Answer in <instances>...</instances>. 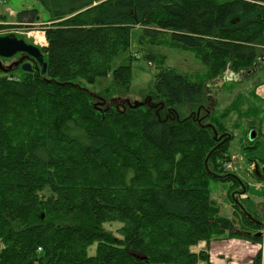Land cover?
I'll return each instance as SVG.
<instances>
[{
	"label": "trees",
	"instance_id": "1",
	"mask_svg": "<svg viewBox=\"0 0 264 264\" xmlns=\"http://www.w3.org/2000/svg\"><path fill=\"white\" fill-rule=\"evenodd\" d=\"M37 1L46 74L0 70V264H211L201 241L262 230L228 170L233 109L206 121L176 111L202 106L205 83L227 67L259 61L264 0ZM134 27L142 41L195 50L209 77L163 66L146 103H105L82 80L110 73ZM113 73L130 84V65ZM212 180L228 182L231 215Z\"/></svg>",
	"mask_w": 264,
	"mask_h": 264
},
{
	"label": "rangeland",
	"instance_id": "2",
	"mask_svg": "<svg viewBox=\"0 0 264 264\" xmlns=\"http://www.w3.org/2000/svg\"><path fill=\"white\" fill-rule=\"evenodd\" d=\"M36 9L39 17L34 20L33 10ZM47 17L48 13L37 0H0V36L15 33L17 37L29 40L30 43L46 45L47 41L42 26ZM140 35V27L132 28L130 47L112 59V70L109 74L98 76L91 83L82 80L91 92L104 96L101 99L105 103L117 104L122 107L146 103L155 73L163 66H171L178 73L187 75L194 80L203 79L209 74V65L195 50L142 41ZM12 59L4 60L2 63L4 66H8L14 62ZM259 59L260 61L256 62L249 70L233 71L231 67H227L218 77L208 79L205 83L206 102L198 108L185 105L178 108L176 112L180 119L194 115L205 120L213 111L221 113L233 109L225 122L232 135L229 143V152L232 158L227 163L228 170L236 173L244 185L247 184L248 187L244 188L246 190L244 193H239L241 192L240 188H236V191L243 204L264 226V220L262 221L264 211V120L260 118L261 113L264 115V98L257 97L254 93L255 86L264 83V61L262 60L264 59V43L261 44ZM123 65H130L132 68V80L129 85L119 83L113 73V70ZM10 76L19 79L22 77V70L14 69L10 72ZM238 76H241L240 79ZM231 114L232 116H230ZM251 120L259 132V137L254 139L253 142L256 141V143L253 145L247 138L250 130L249 124L253 123ZM211 187L212 197L221 205V213L231 215L233 204L227 195L228 182L212 180ZM248 233L252 234L251 231ZM259 233L261 234L257 235ZM253 234L254 237L262 236L261 239L249 238L260 247L258 251L261 253L260 260L256 264H264V227ZM216 242H219L217 244L221 246L223 254L228 252L246 254L250 247L241 243L231 245L224 240L222 242L212 241L213 244ZM202 245L204 242L194 249L197 251L208 250ZM95 248V245L90 248L91 254L95 252ZM224 257L227 259V255Z\"/></svg>",
	"mask_w": 264,
	"mask_h": 264
},
{
	"label": "crops",
	"instance_id": "3",
	"mask_svg": "<svg viewBox=\"0 0 264 264\" xmlns=\"http://www.w3.org/2000/svg\"><path fill=\"white\" fill-rule=\"evenodd\" d=\"M262 60L264 61V59ZM240 77L241 76H238V79H240ZM254 89H255L254 93L256 94L257 97L260 96L261 98H264V83L257 84ZM230 116H232V114ZM260 118L264 120V115H262V113ZM252 120L251 122H253ZM259 123L261 124V122ZM249 126H250V130L248 132L247 138L249 139V142H253L255 138L257 139L259 137V132L256 129L257 127H255L254 122L251 125L249 124ZM252 132H255V138L253 140L251 139ZM263 210H264V203H263ZM249 212L250 214H252L251 211ZM263 220H264V211H263L262 221ZM222 240H224L226 243H229L231 245L235 243H241L243 245H247V247L248 246L250 247L248 248L246 254L245 253L240 254L235 252H228L227 254H223L221 246L217 244L219 242L213 244L212 243L213 240H212L210 244L207 245L206 241H201L199 244L204 242V245L202 246H205L206 249H208V251L211 254V264H255V257L257 256V252L259 251L260 247L255 242L251 241L249 237L245 236V237H230L227 239H215V241H220V242H222ZM224 255H227V259L224 257Z\"/></svg>",
	"mask_w": 264,
	"mask_h": 264
},
{
	"label": "water",
	"instance_id": "4",
	"mask_svg": "<svg viewBox=\"0 0 264 264\" xmlns=\"http://www.w3.org/2000/svg\"><path fill=\"white\" fill-rule=\"evenodd\" d=\"M44 44L37 45L35 43H30L24 38H19L15 33L0 36V57L3 58H13L15 55L20 53H25L32 57L35 61V68H37L42 74L47 72V61L44 58L43 47ZM20 67V62L12 63L8 66L0 61V70L4 72H10L14 69ZM24 71L34 70L33 64L30 62H25L20 67ZM137 105V104H133ZM255 138V132L251 133V139ZM261 233L257 234L260 235Z\"/></svg>",
	"mask_w": 264,
	"mask_h": 264
},
{
	"label": "flooded vegetation",
	"instance_id": "5",
	"mask_svg": "<svg viewBox=\"0 0 264 264\" xmlns=\"http://www.w3.org/2000/svg\"><path fill=\"white\" fill-rule=\"evenodd\" d=\"M29 41V40H28ZM31 42V41H29ZM9 59H12V58H3V57H0V61H4V60H9ZM14 62H20V67L23 63L25 62H30L33 64V67L35 68V64H36V61L30 57L29 55L25 54V53H20V54H17L13 57ZM20 67L16 68V69H21Z\"/></svg>",
	"mask_w": 264,
	"mask_h": 264
}]
</instances>
